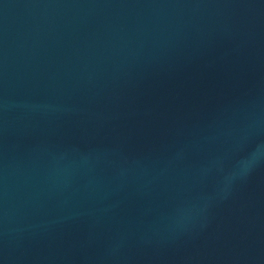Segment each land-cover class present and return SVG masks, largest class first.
Segmentation results:
<instances>
[{
  "label": "water",
  "instance_id": "1",
  "mask_svg": "<svg viewBox=\"0 0 264 264\" xmlns=\"http://www.w3.org/2000/svg\"><path fill=\"white\" fill-rule=\"evenodd\" d=\"M0 264H264V0H0Z\"/></svg>",
  "mask_w": 264,
  "mask_h": 264
}]
</instances>
